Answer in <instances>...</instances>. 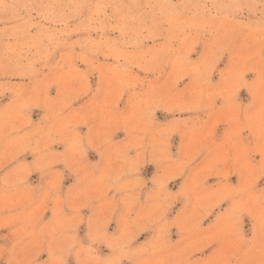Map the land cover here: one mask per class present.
Listing matches in <instances>:
<instances>
[{
  "label": "rangeland",
  "instance_id": "rangeland-1",
  "mask_svg": "<svg viewBox=\"0 0 264 264\" xmlns=\"http://www.w3.org/2000/svg\"><path fill=\"white\" fill-rule=\"evenodd\" d=\"M0 264H264V0H0Z\"/></svg>",
  "mask_w": 264,
  "mask_h": 264
}]
</instances>
